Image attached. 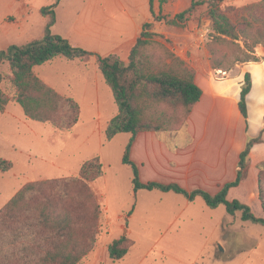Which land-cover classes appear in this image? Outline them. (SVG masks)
<instances>
[{"label": "trees", "instance_id": "1", "mask_svg": "<svg viewBox=\"0 0 264 264\" xmlns=\"http://www.w3.org/2000/svg\"><path fill=\"white\" fill-rule=\"evenodd\" d=\"M61 1L54 0L41 7V14L47 18L41 38L0 49V67L8 63L11 71L5 74L0 70V112H4L10 102H16L23 107L28 118L71 131L81 118L80 103L45 82L35 67L58 56L83 62L93 57L118 106V112L107 123L105 137L111 141L120 133H130L122 161L133 170L135 193L140 189L173 192L189 201L202 197L209 208L224 205L231 215L240 212L242 220L264 225V216H257L249 204L228 198L229 191L238 187L246 177L252 148L255 144L264 143V127L257 136L247 135L236 178L222 185L216 194L203 188L189 190L177 182H144L141 179L140 167L131 157L139 133L184 127L203 95V89L196 82L195 71L155 39L160 34L153 31L154 22L166 19L156 13L155 0H149L153 19L143 24L128 62L117 54L103 56L76 46L68 38L54 33ZM220 1H209V16L217 40L226 43L228 49L221 56L214 57V67L222 68L231 57L235 63L264 60L255 53L256 46L264 45V0L249 5L247 15L237 21L222 10ZM202 3L192 0L188 8L166 22L184 26ZM154 44L163 48L162 54L156 56L148 51V46ZM232 50L235 53L231 55ZM5 83L9 85L8 90ZM252 88V73L247 71L238 103L246 120L247 132V98ZM171 149L177 147L172 146ZM13 167L11 160L0 156L1 173ZM259 168V197L264 211V162ZM103 174V163L99 156H94L83 162L78 176L24 184L0 209V264H78L93 250L97 239L101 206L90 184ZM134 208L135 205L132 210ZM129 243L130 239L125 235L113 240L108 246L110 258L123 259L129 252Z\"/></svg>", "mask_w": 264, "mask_h": 264}, {"label": "rangeland", "instance_id": "2", "mask_svg": "<svg viewBox=\"0 0 264 264\" xmlns=\"http://www.w3.org/2000/svg\"><path fill=\"white\" fill-rule=\"evenodd\" d=\"M53 1L32 0V10L36 13L34 7ZM199 1L203 3L197 6L186 24L175 26L168 24L166 20L188 8L192 0H156V13L166 19L154 22L153 31L160 34L155 39L182 58L195 71V79L198 77V81L203 82L205 78L219 79L222 74L218 75V69L234 77L249 68V62L235 63L231 57L222 68L214 67V57L221 56L228 46L215 36L209 16L210 0ZM261 1L222 0L219 5L237 21L247 15L249 5ZM11 2L12 0H0V16L9 11ZM35 15V29L41 30L42 27L38 25L42 15ZM19 20L18 17L9 16L8 22H3L0 26V35L8 34L10 38L0 43V49L12 43H27L31 37L39 35L29 32L20 39L17 34H12L13 31L19 32L15 26ZM148 51L158 56L163 53V48L154 44L148 46ZM255 51L256 55L264 57V45L256 46ZM234 53L232 50L231 55ZM128 59L124 61L128 62ZM260 62V65L251 70L257 81L264 75V60ZM83 66L90 68V71ZM0 70L5 74L11 72L8 63L1 65ZM35 70L45 82L51 81L53 85H49L63 95L68 93L62 88L66 87V83L80 84L89 75L94 77L96 74L103 78L93 57L83 62L58 56L50 62L37 65ZM4 87L9 89L7 83ZM262 87L261 90L264 91V85ZM58 89H62V92ZM74 93L79 95L78 91ZM74 98L81 105L80 99ZM90 98L93 102L103 103L101 110L85 102L81 106L80 121L71 131L28 118L23 107L16 102H10L5 111L0 112V156L14 163L12 170L0 172V209L24 184L78 176L85 160L99 156L104 174L90 184L101 206L97 222L98 234L93 250L78 264H264V225L242 220L240 212L233 216L224 205L211 209L202 197H198L186 209L182 208L181 203L184 204L188 199L183 195L146 189L135 193L133 170L122 161L130 133H120L108 141L105 129L100 130L96 121L100 117L105 122L118 112L113 93L111 91L108 96ZM263 109V105L256 103L253 113L261 114ZM189 117L182 128L152 132L170 148H184L193 140L188 127ZM256 129L257 132L260 131L259 126ZM262 162L264 158L256 162V170L251 174L250 153L246 177L228 197L238 198L249 204L257 216H264L258 179L259 165ZM131 210L132 213L129 214ZM187 215L191 219L187 220ZM177 216L180 217L177 219ZM124 235L130 239L129 252L123 259L113 260L108 254V246Z\"/></svg>", "mask_w": 264, "mask_h": 264}, {"label": "crops", "instance_id": "3", "mask_svg": "<svg viewBox=\"0 0 264 264\" xmlns=\"http://www.w3.org/2000/svg\"><path fill=\"white\" fill-rule=\"evenodd\" d=\"M44 5L47 4L41 3L37 8L34 7L35 11L37 10L35 13L32 10V0H12L9 11L0 16V26L3 22H8L9 16H15L20 19L15 23L19 32L13 31L12 34H17L21 39L32 32L39 35L31 37L30 41L41 38L47 18L41 14L38 27L43 29L38 30L35 29L37 24L35 14L41 13L40 9ZM151 19L149 0H62L57 8V21L53 26V32L68 38L76 46L103 56L117 54L126 61L142 31L143 24ZM8 36L0 35V43L10 39ZM260 63L249 62V68L240 71L234 77L228 76V73L221 69H218V72L220 70L218 75L222 74L219 79L205 78L202 82L198 81L197 77L196 81L203 89V95L188 120L189 132L193 135L190 145L171 150L154 132L139 133L131 157L140 167L141 179L144 182H177L189 190L203 188L212 194H216L225 183L233 181L237 176L240 153L246 145L247 135L257 136L264 126V109L261 114L253 113L256 103L264 107V91L261 90L264 75L257 81L252 73L253 88L247 98L248 132L246 120L238 104L245 73L251 72ZM83 67L90 71V68ZM46 82L53 85L51 81ZM105 83L104 77L100 78L96 74L94 77L90 75L86 77L83 83H66V87L62 88L68 91L67 95L80 99L82 107L88 102L101 110L103 103L93 102L90 97L110 95L111 89ZM58 90L62 92V89ZM75 91L79 92L78 96L75 95ZM111 118H107L105 122H102L100 117L96 118L99 129H105ZM260 158H264V143L255 144L251 150V174L255 172L256 162ZM238 187L232 188L229 194ZM195 202L196 200H187L184 204L181 203L182 208L187 209ZM186 219L191 217L187 215Z\"/></svg>", "mask_w": 264, "mask_h": 264}]
</instances>
